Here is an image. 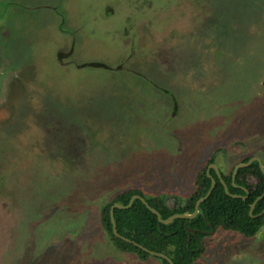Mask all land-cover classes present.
<instances>
[{
	"label": "rangeland",
	"instance_id": "rangeland-1",
	"mask_svg": "<svg viewBox=\"0 0 264 264\" xmlns=\"http://www.w3.org/2000/svg\"><path fill=\"white\" fill-rule=\"evenodd\" d=\"M3 61L0 264H159L113 248L103 202L140 187L171 207L211 154L264 163V0H0ZM204 249L195 264H264V218Z\"/></svg>",
	"mask_w": 264,
	"mask_h": 264
},
{
	"label": "trees",
	"instance_id": "trees-1",
	"mask_svg": "<svg viewBox=\"0 0 264 264\" xmlns=\"http://www.w3.org/2000/svg\"><path fill=\"white\" fill-rule=\"evenodd\" d=\"M72 54L73 47L67 52L59 51L55 57H68ZM80 67L106 69L109 66L104 61H85ZM161 91L171 96L173 108L171 116L174 117L178 109L177 98L167 88ZM249 158L245 157L240 162H246ZM211 163H215L214 154H211L202 164L203 166L197 170L192 191L181 196L180 204L175 200L171 209L164 205V195L148 193L140 187L123 189L111 199L103 202L99 207V223L108 242L121 253H131L142 260L153 257L133 243L126 242L113 234L110 221L111 206L114 203L127 205L133 195H139L160 213L162 219L174 213H191L195 202L204 196L210 187L211 180L206 170ZM233 167L226 173L218 166L222 180L227 184L230 194L225 193L216 172L212 168L209 169L208 173L215 179L216 184L210 195L199 204L198 213L194 218H176L163 224L142 201L134 199L128 208L113 209L117 232L152 251L165 254L172 260V264H195L194 262L205 250L204 238L217 229L237 232L247 238L253 237L263 224L264 213L260 215V212L264 210V196L257 198L264 193V173L259 164L252 161L248 166L238 168L232 180ZM243 188H246L248 193L245 199L231 196L232 194L244 196L246 192ZM252 203L254 207L250 213ZM157 259L160 261L159 264H168V261L163 258Z\"/></svg>",
	"mask_w": 264,
	"mask_h": 264
},
{
	"label": "water",
	"instance_id": "water-1",
	"mask_svg": "<svg viewBox=\"0 0 264 264\" xmlns=\"http://www.w3.org/2000/svg\"><path fill=\"white\" fill-rule=\"evenodd\" d=\"M252 161H256L258 164H259V167L261 168L262 172L264 173V165H263V162H261L262 160L257 157V156H252V158L250 157L246 162H237L234 167H233V171H232V180H234V177H235V174H236V171L238 168H242V167H246L250 164V162ZM212 168L219 180L221 181V183L223 184V187H224V191L226 194H230L228 192V187H227V184L222 180V177L220 175V172H219V169H218V166L214 163H211L208 165L207 167V170H206V173L208 174V176L210 177V180H211V184H210V187L208 189V191L206 192V194L202 197H200L196 202H195V205H194V210L193 212L191 213H174L172 215H170L168 218L166 219H162L160 217V213L154 208V207H151L145 200L143 197L139 196V195H133L128 204L127 205H122L120 203H114L111 208H110V221H111V224H112V231H113V234L119 238H121L122 240L126 241V242H130V243H133L134 245H136L137 247H139L141 250H143L144 252L150 254L151 256L153 257H157V258H163L165 260L168 261V264H172V260L170 258H168L165 254L161 253V252H156V251H152L146 247H144L143 245L139 244V243H136L124 236H121L118 232H117V227H116V223L114 221V216H113V209L114 208H118V209H124V208H128L131 206L132 202L134 199H139L140 201H142L144 203V205L147 207V209H149L152 213H154L156 216H157V219L159 222L163 223V224H166L168 222H170L172 219H176V218H185V219H192L194 218L197 213H198V206L201 202H203L211 193L212 189L215 187V184H216V181L215 179L209 175L208 171L209 169ZM244 191L246 192V194L244 196H241V195H237V194H232L231 196L234 197V198H237V197H242L243 199H245L247 196H248V193H247V190L246 188H243ZM262 196H264V193L262 195H260L257 199L261 198ZM170 197V196H166L164 198V205L168 208H170L167 203H166V200L167 198ZM178 201H180V197H176ZM255 203V202H254ZM254 203L251 204L250 206V210L249 212L251 213L253 207H254ZM264 213V210H262V212H260V215H262Z\"/></svg>",
	"mask_w": 264,
	"mask_h": 264
},
{
	"label": "flooded vegetation",
	"instance_id": "flooded-vegetation-1",
	"mask_svg": "<svg viewBox=\"0 0 264 264\" xmlns=\"http://www.w3.org/2000/svg\"><path fill=\"white\" fill-rule=\"evenodd\" d=\"M250 11H252V10H250ZM15 70L16 69H15L14 64L11 63L10 61L0 62V105L2 104L3 101H5V99H8V94H6V93L11 86V79L13 78V75L15 76ZM9 128H10L11 133L13 135H15L16 132L18 131V130H16L15 125L14 126L10 125ZM27 133H28V131L25 132V135ZM176 197L173 196L174 201L176 200V202L178 204H180L181 203V197H180V201H178ZM169 209H171V207Z\"/></svg>",
	"mask_w": 264,
	"mask_h": 264
}]
</instances>
